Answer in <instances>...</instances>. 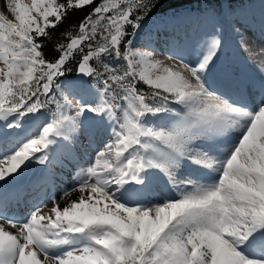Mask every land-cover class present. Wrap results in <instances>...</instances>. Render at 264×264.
I'll return each instance as SVG.
<instances>
[{"label": "snow or ice", "instance_id": "6c2138e0", "mask_svg": "<svg viewBox=\"0 0 264 264\" xmlns=\"http://www.w3.org/2000/svg\"><path fill=\"white\" fill-rule=\"evenodd\" d=\"M171 4L5 0L0 264H264V49L236 18L260 78L221 58L231 0L146 28ZM162 38L175 63L158 58ZM32 166L41 175L26 180ZM69 176L61 199L78 195L62 206L49 190ZM38 188L50 208L28 205Z\"/></svg>", "mask_w": 264, "mask_h": 264}, {"label": "rangeland", "instance_id": "374dc122", "mask_svg": "<svg viewBox=\"0 0 264 264\" xmlns=\"http://www.w3.org/2000/svg\"><path fill=\"white\" fill-rule=\"evenodd\" d=\"M21 3L29 4L30 0H21ZM0 11L4 12V14L8 16L9 18H12L11 13L8 12V10L6 9L5 0H0ZM236 18H240L241 20V23L243 25L242 33L249 47L254 52H259V50L264 49V32L261 31V21L264 20V0H256L253 3H248L245 8H242V12L239 13V16L234 15V19ZM151 26L152 25H150L149 27ZM231 26H232V23H231ZM228 34L233 35L235 42L230 38V36H227ZM163 39L164 38H162L158 42V45H157L159 48L158 58L168 64L175 63V61H172V60H165V56L167 55V49L163 44ZM224 39H225V47L222 50L221 58L222 59L226 58L230 61H233L241 73L248 75L245 73V71L247 70L251 74L252 78L258 80L260 78V71L258 70L256 66L246 61L245 53H243L240 50V47L238 45V41L240 37L237 36L232 31L229 33H226V31H224ZM185 59L188 61H193L195 60V56L189 54L185 56ZM253 59L256 60L257 63H259L262 59H264V57L254 56ZM85 145L87 146L86 141H85ZM31 174H33V176L27 177L25 179L33 180L35 178H38L41 175V169H39L38 167L34 168ZM26 176H28V173L26 174ZM60 182L61 181L57 182V187L55 188H56L57 198L59 197L58 200H60V203L63 206L65 201H70L71 199H75L78 193H69L67 196H64L63 199H61V189L70 187L71 183H68V186H65L64 185L65 183H60ZM67 182L69 181L67 180ZM163 195H166V193H163L162 196ZM164 197L165 196H163V198ZM47 204H48V207H51V203L49 201ZM10 215L14 216V213H11Z\"/></svg>", "mask_w": 264, "mask_h": 264}, {"label": "trees", "instance_id": "16d2710c", "mask_svg": "<svg viewBox=\"0 0 264 264\" xmlns=\"http://www.w3.org/2000/svg\"><path fill=\"white\" fill-rule=\"evenodd\" d=\"M251 1L255 2L256 0H231L233 14L227 17V20L229 21V23L233 21L234 15H239V13L242 12V8H245L248 3H253ZM179 3L180 4L165 5L164 8H161L157 12H154L151 16V19L146 24V26L149 25L150 22L166 17L169 13L173 14L174 12H183L188 9L199 8L201 7L203 0H179ZM225 12H227V7H225ZM84 15H85V12H78L75 15L71 16L61 26L58 32L63 31L64 29L70 28L73 25H77ZM48 52H49V55L52 54L51 48L48 49Z\"/></svg>", "mask_w": 264, "mask_h": 264}, {"label": "bare ground", "instance_id": "6f19581e", "mask_svg": "<svg viewBox=\"0 0 264 264\" xmlns=\"http://www.w3.org/2000/svg\"><path fill=\"white\" fill-rule=\"evenodd\" d=\"M245 67H246V66H245ZM245 73L248 74L247 76L252 77L251 74H250L247 70L245 71ZM49 208H50V207H49Z\"/></svg>", "mask_w": 264, "mask_h": 264}]
</instances>
